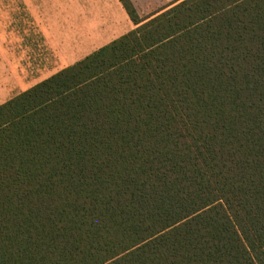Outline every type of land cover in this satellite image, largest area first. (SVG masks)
Wrapping results in <instances>:
<instances>
[{
    "label": "trees",
    "instance_id": "16d2710c",
    "mask_svg": "<svg viewBox=\"0 0 264 264\" xmlns=\"http://www.w3.org/2000/svg\"><path fill=\"white\" fill-rule=\"evenodd\" d=\"M0 105V264H264V0H178Z\"/></svg>",
    "mask_w": 264,
    "mask_h": 264
},
{
    "label": "rangeland",
    "instance_id": "374dc122",
    "mask_svg": "<svg viewBox=\"0 0 264 264\" xmlns=\"http://www.w3.org/2000/svg\"><path fill=\"white\" fill-rule=\"evenodd\" d=\"M175 1L134 0L141 15H148L162 5ZM30 3H36L35 6L40 9L41 3L45 1L0 0V105L41 82L40 79H34L35 76L41 77L46 74V69L56 68L58 38H49L47 44L42 32L36 24H32L34 21L27 10ZM48 8L43 6L41 11H49L54 16L63 12L61 9ZM48 31L54 35L58 32L54 26L52 29L49 27ZM66 33L64 31V45L73 47L76 41L68 40ZM51 45L55 48H51Z\"/></svg>",
    "mask_w": 264,
    "mask_h": 264
},
{
    "label": "crops",
    "instance_id": "0c3cea01",
    "mask_svg": "<svg viewBox=\"0 0 264 264\" xmlns=\"http://www.w3.org/2000/svg\"><path fill=\"white\" fill-rule=\"evenodd\" d=\"M44 1L45 3H41V8L43 6L46 8L49 7L50 9L53 7L55 9H61L63 12L54 16L50 15L49 11L46 12L41 11V8L38 9V7L35 6L36 3L28 4L29 7L27 10L34 21L32 24H36L40 32H42L47 44L49 38H58L57 40L59 41L57 44L58 54L56 68H51L50 70L46 69L45 75L41 77H34V79H40L41 82L50 78L59 71L81 61L86 56L110 44L114 40L134 29V25L129 20L126 12L118 0ZM130 1L132 2L140 20H146L165 10L178 0L169 5L164 4L162 7H159L148 15H141V12L136 7L134 0ZM64 25H66L65 28ZM53 26L58 31L55 35L49 34L48 31L49 27L52 29ZM64 31H67L66 38L68 40L73 39L76 41V44L73 47L70 44L68 46L64 45ZM50 47L53 49L55 48L53 45ZM90 48L93 49L89 51ZM42 56H44V54H42Z\"/></svg>",
    "mask_w": 264,
    "mask_h": 264
}]
</instances>
